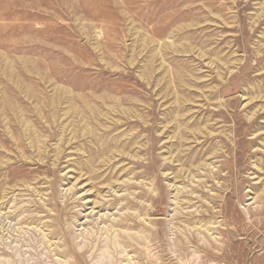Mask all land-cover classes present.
Here are the masks:
<instances>
[{"label": "rangeland", "instance_id": "rangeland-1", "mask_svg": "<svg viewBox=\"0 0 264 264\" xmlns=\"http://www.w3.org/2000/svg\"><path fill=\"white\" fill-rule=\"evenodd\" d=\"M0 264H264V0H0Z\"/></svg>", "mask_w": 264, "mask_h": 264}, {"label": "bare ground", "instance_id": "bare-ground-1", "mask_svg": "<svg viewBox=\"0 0 264 264\" xmlns=\"http://www.w3.org/2000/svg\"><path fill=\"white\" fill-rule=\"evenodd\" d=\"M8 140V139H7ZM112 234V233H111ZM115 235V234H114ZM115 237V236H114Z\"/></svg>", "mask_w": 264, "mask_h": 264}]
</instances>
